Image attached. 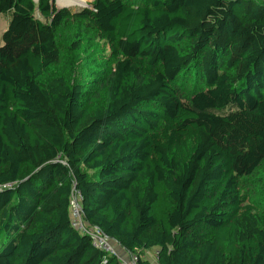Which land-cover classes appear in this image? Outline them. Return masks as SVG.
Segmentation results:
<instances>
[{"label": "trees", "instance_id": "16d2710c", "mask_svg": "<svg viewBox=\"0 0 264 264\" xmlns=\"http://www.w3.org/2000/svg\"><path fill=\"white\" fill-rule=\"evenodd\" d=\"M34 9L0 0V264H120L71 227L73 191L138 264H264V220L239 191L264 161V0ZM69 18L107 45L108 71L61 69ZM193 68L204 88L184 97Z\"/></svg>", "mask_w": 264, "mask_h": 264}, {"label": "rangeland", "instance_id": "374dc122", "mask_svg": "<svg viewBox=\"0 0 264 264\" xmlns=\"http://www.w3.org/2000/svg\"><path fill=\"white\" fill-rule=\"evenodd\" d=\"M55 1V0H54ZM126 3L144 5L148 0H123ZM34 3V2H33ZM38 3V1H37ZM37 3L34 9V18L41 22L44 19L37 11ZM55 6L58 9H64L70 13V16L79 12L83 7L63 8ZM88 7V4L85 8ZM7 29L6 18H0V46L2 45V34ZM58 46L62 51L61 69L65 74L72 76L75 81H84L86 78L93 76L102 71H108L111 68V60L107 45L100 40L89 27L83 23H76L72 19L63 22L58 31ZM75 45L72 48V45ZM189 74H181L178 77L175 86L180 94L184 97L189 96L193 91L203 89L204 82L200 72L195 68L188 70ZM60 74L59 66L48 71V76H56ZM87 89L89 84H85ZM239 191L245 204L251 206L255 210V215L264 220V161L251 177L241 179L239 182ZM113 249L117 254L125 257V252L113 243ZM155 253V252H154ZM141 260L148 264H156V254L147 252L141 253Z\"/></svg>", "mask_w": 264, "mask_h": 264}, {"label": "built area", "instance_id": "2783aa9c", "mask_svg": "<svg viewBox=\"0 0 264 264\" xmlns=\"http://www.w3.org/2000/svg\"><path fill=\"white\" fill-rule=\"evenodd\" d=\"M70 224L73 229L88 236L97 250L106 255L115 256L119 260L120 264H138V256L130 255L127 252H125V257L121 256L119 253L117 254V252L113 249V245H111L113 244L112 241L107 239L97 229L91 228L83 222L80 211L79 194L75 191L71 194Z\"/></svg>", "mask_w": 264, "mask_h": 264}, {"label": "bare ground", "instance_id": "6f19581e", "mask_svg": "<svg viewBox=\"0 0 264 264\" xmlns=\"http://www.w3.org/2000/svg\"><path fill=\"white\" fill-rule=\"evenodd\" d=\"M34 3H37L38 0H32ZM57 6L63 8H75V7H85L87 4L80 3L76 0H55Z\"/></svg>", "mask_w": 264, "mask_h": 264}, {"label": "water", "instance_id": "95a60500", "mask_svg": "<svg viewBox=\"0 0 264 264\" xmlns=\"http://www.w3.org/2000/svg\"><path fill=\"white\" fill-rule=\"evenodd\" d=\"M76 1H78V2H80V3H83V4H90L93 0H76ZM86 7V6H85ZM84 7V8H85Z\"/></svg>", "mask_w": 264, "mask_h": 264}, {"label": "crops", "instance_id": "0c3cea01", "mask_svg": "<svg viewBox=\"0 0 264 264\" xmlns=\"http://www.w3.org/2000/svg\"><path fill=\"white\" fill-rule=\"evenodd\" d=\"M153 252V251H152ZM152 252H150V253H152ZM147 253V252H146ZM153 254H155L154 252H153ZM157 264V263H156Z\"/></svg>", "mask_w": 264, "mask_h": 264}]
</instances>
